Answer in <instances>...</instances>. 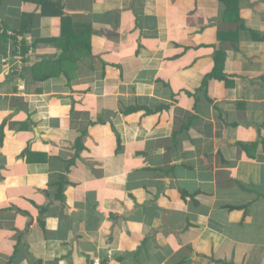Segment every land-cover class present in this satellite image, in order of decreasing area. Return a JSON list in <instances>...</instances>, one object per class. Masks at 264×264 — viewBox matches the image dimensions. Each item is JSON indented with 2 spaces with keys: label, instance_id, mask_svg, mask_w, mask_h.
<instances>
[{
  "label": "crops",
  "instance_id": "obj_1",
  "mask_svg": "<svg viewBox=\"0 0 264 264\" xmlns=\"http://www.w3.org/2000/svg\"><path fill=\"white\" fill-rule=\"evenodd\" d=\"M60 1L91 28L92 54L45 81L22 69L58 57L61 18L0 1V27L37 42L0 54V264H264V0H238L247 30L220 0ZM228 28L234 44L218 39ZM219 51L213 104L195 112L158 82L201 88ZM193 116L183 156L169 154L162 141ZM178 188L203 192L198 205Z\"/></svg>",
  "mask_w": 264,
  "mask_h": 264
},
{
  "label": "trees",
  "instance_id": "obj_2",
  "mask_svg": "<svg viewBox=\"0 0 264 264\" xmlns=\"http://www.w3.org/2000/svg\"><path fill=\"white\" fill-rule=\"evenodd\" d=\"M1 1V0H0ZM24 2L32 1V3H35L40 12V16L44 18H54V17H60L61 18V35L58 38H53L48 40L47 42L54 44L55 47H57L60 50V53L58 54V57L56 59L53 58H47L43 59L40 62L34 64L31 67L22 69L23 71L29 70L30 73H33L34 78H41V81H45L55 75H57L59 72H65V76L67 78H71V76H68L66 72L71 69H65L64 65H71V64H77L79 59H81L85 55H91L92 54V47L90 45L89 37L91 35V28L86 25L82 24H75L70 16H68L65 13L64 6L62 5L60 0H23ZM225 5L224 10V19L226 20L224 23H236L238 28L241 30H247L244 21H242V18H240L239 10H238V0H220ZM235 11V16L233 18H230V15L233 14ZM222 12V9L220 13ZM34 16H31V18H34ZM40 18L38 17L35 19L34 23L39 22ZM9 30H11L10 26H5L4 28L0 27V54L7 56L8 53V47L10 40H13L14 43L12 44V47L14 49L13 55L18 56H30L29 55V46L26 37H24V29L23 26L20 30H15V33L11 36L9 35ZM218 39L220 42L225 43H235V41H239L238 32L239 31H233L231 29L227 30H220ZM20 36H23L20 40ZM85 36V38H84ZM42 41V39L37 40ZM37 42L32 43L31 47L33 50L36 48ZM6 47V48H5ZM72 52H74L76 55L73 56ZM226 55L227 53L224 51H219L215 55L214 63L215 65L208 70V72L205 73L204 83L201 86V88L197 90H191L187 87H184L180 85L179 83H174V79H164V77H159L158 82L162 83L165 87L170 88L173 92V101H179L178 97L183 95L184 99H193L194 100V111H199L201 105H203V98L208 102L209 105L214 103L213 98L211 97L209 91L210 87L214 80H220V81H227V75L224 73L225 69V63H226ZM179 55H173L170 61H175L179 59ZM43 75L39 76L38 73H41ZM171 104H162L155 110L142 107L139 105L131 106L125 108L123 111L124 115H130L132 113H136L141 110H145L147 115H152L156 113L163 112L165 110H169L171 108ZM112 115V114H111ZM199 118L198 116H193L190 118L189 122L182 127V129L174 135L165 140L162 141V145L166 148V151L171 155H176V157H180V155L183 156V153L180 152L179 147V136L183 134H188L192 130L193 122L195 119ZM101 123H106L107 120L102 118L100 120ZM3 126V125H2ZM1 126L0 132L3 134V127ZM85 135L86 132H83ZM184 167L192 169L195 166H190L187 164H184ZM169 173L168 175L171 176V178L175 175V171L177 169V166L170 167L167 166ZM178 191L181 193V198L184 202L192 201L195 205H198L197 198L202 195L203 192L198 191L195 194H190L187 192V190H184L182 188H178ZM257 199L259 200L261 197V194H258L255 192ZM62 199V198H61ZM229 207V206H228ZM249 207V203H245L243 206L240 207V209H245ZM234 209V207H231Z\"/></svg>",
  "mask_w": 264,
  "mask_h": 264
},
{
  "label": "rangeland",
  "instance_id": "obj_3",
  "mask_svg": "<svg viewBox=\"0 0 264 264\" xmlns=\"http://www.w3.org/2000/svg\"><path fill=\"white\" fill-rule=\"evenodd\" d=\"M21 40V39H20ZM9 43H14V41L13 40H10V42ZM31 43H33V40H31ZM31 43L30 44H28V46H29V55L31 56L34 52H33V50H32V47H31ZM11 44V45H12ZM22 58H24V56H21Z\"/></svg>",
  "mask_w": 264,
  "mask_h": 264
},
{
  "label": "water",
  "instance_id": "obj_4",
  "mask_svg": "<svg viewBox=\"0 0 264 264\" xmlns=\"http://www.w3.org/2000/svg\"><path fill=\"white\" fill-rule=\"evenodd\" d=\"M73 216H74V218H75L76 222H78V221H77V218H76V215H75V214H73Z\"/></svg>",
  "mask_w": 264,
  "mask_h": 264
},
{
  "label": "built area",
  "instance_id": "obj_5",
  "mask_svg": "<svg viewBox=\"0 0 264 264\" xmlns=\"http://www.w3.org/2000/svg\"><path fill=\"white\" fill-rule=\"evenodd\" d=\"M99 263H100L99 260H97V261H96V264H99Z\"/></svg>",
  "mask_w": 264,
  "mask_h": 264
}]
</instances>
